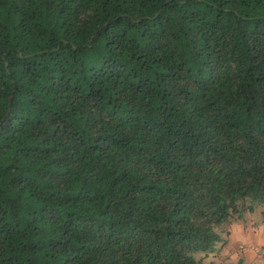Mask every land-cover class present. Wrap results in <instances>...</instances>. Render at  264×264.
<instances>
[{
    "label": "trees",
    "instance_id": "obj_1",
    "mask_svg": "<svg viewBox=\"0 0 264 264\" xmlns=\"http://www.w3.org/2000/svg\"><path fill=\"white\" fill-rule=\"evenodd\" d=\"M262 205L264 0H0V264H236Z\"/></svg>",
    "mask_w": 264,
    "mask_h": 264
},
{
    "label": "crops",
    "instance_id": "obj_2",
    "mask_svg": "<svg viewBox=\"0 0 264 264\" xmlns=\"http://www.w3.org/2000/svg\"><path fill=\"white\" fill-rule=\"evenodd\" d=\"M252 215L247 214L228 227L227 244L220 255L223 261L264 264V223L261 220L254 222Z\"/></svg>",
    "mask_w": 264,
    "mask_h": 264
},
{
    "label": "rangeland",
    "instance_id": "obj_3",
    "mask_svg": "<svg viewBox=\"0 0 264 264\" xmlns=\"http://www.w3.org/2000/svg\"><path fill=\"white\" fill-rule=\"evenodd\" d=\"M264 205L262 206H258L256 212L252 215V219L254 220V222L259 223L258 221H262L264 223ZM250 216V215H249ZM215 258V257H214ZM220 260L217 259V262L221 263V257L219 256ZM211 259L207 260V262H210ZM222 264V263H221Z\"/></svg>",
    "mask_w": 264,
    "mask_h": 264
}]
</instances>
